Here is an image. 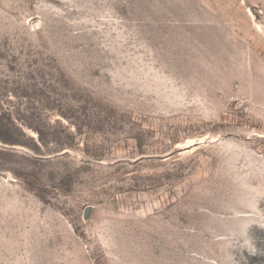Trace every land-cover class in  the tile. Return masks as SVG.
<instances>
[{"label": "rangeland", "instance_id": "374dc122", "mask_svg": "<svg viewBox=\"0 0 264 264\" xmlns=\"http://www.w3.org/2000/svg\"><path fill=\"white\" fill-rule=\"evenodd\" d=\"M236 212L264 264V0H0V264H221Z\"/></svg>", "mask_w": 264, "mask_h": 264}, {"label": "clouds", "instance_id": "9594fccd", "mask_svg": "<svg viewBox=\"0 0 264 264\" xmlns=\"http://www.w3.org/2000/svg\"><path fill=\"white\" fill-rule=\"evenodd\" d=\"M246 206H252L249 202ZM229 226L218 236L222 242L221 249V264H240V261L233 255L234 249L247 250L255 252V244L248 235V228L250 217L240 212H236L232 218Z\"/></svg>", "mask_w": 264, "mask_h": 264}]
</instances>
